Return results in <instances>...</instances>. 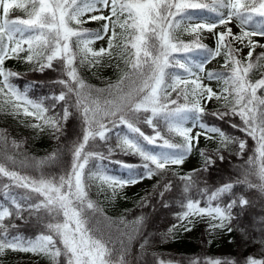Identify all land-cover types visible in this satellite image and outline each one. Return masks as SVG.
Returning a JSON list of instances; mask_svg holds the SVG:
<instances>
[{
	"label": "snow or ice",
	"instance_id": "obj_1",
	"mask_svg": "<svg viewBox=\"0 0 264 264\" xmlns=\"http://www.w3.org/2000/svg\"><path fill=\"white\" fill-rule=\"evenodd\" d=\"M97 5L110 10L108 16L88 17L91 21H105L103 35L100 31L73 26L85 23L82 18L86 13L100 11ZM12 7L24 9L28 18L9 19L8 13ZM0 8L3 9V16H0V111L10 107L12 114L18 115L22 109L24 115L34 116L44 125L60 130V120L47 116L49 109L43 102L30 99L27 90L21 91L12 83L10 78L19 77L20 74L4 67L6 59L18 58L21 52H27L24 59L29 63L39 62L40 71L54 69V61L60 64L67 79L57 83L62 84L66 91L62 90L53 99L68 104L69 98L74 96L73 107L80 113L84 125L82 141L68 149L72 155L70 167L59 175L45 169L60 161V151L40 159L26 155L23 159H17L9 152L20 149L21 144L15 140L9 141L6 134L0 132V180L7 178L10 181L0 187L6 190L4 195L10 197L12 206L10 210L9 206L0 204V254L6 250L42 254L48 256L52 264H61V257L64 264H127V244L123 239L112 238L111 222L107 232L100 229L98 220L94 222V215L100 209L89 196L88 181L97 180L101 187L107 185L114 193L118 187L163 174L170 165L183 164L192 151L194 141H199L200 132L192 135L197 124L205 130V138L212 139L207 135L211 132L219 135L225 147L235 143L219 128L208 127L201 122L205 114L202 102L213 98L224 100L225 111L212 115L221 120L238 116L242 121L241 130L256 142L255 154L241 166L242 179L235 183H224L210 193L208 189L201 190L197 186L194 176L199 170L181 176L180 180L184 182L183 210L177 219L186 221V224L180 226L190 231L194 217H207L211 221L208 225L210 230L227 228L231 232L229 225L234 219L232 210L243 209L250 203L234 193L236 184L246 185L264 194V95L258 94L264 91V75L255 81L250 78L254 70L264 68V64L260 63L264 61V52L253 60L255 48L264 45H258L252 39L264 37V0H0ZM205 12L213 14L212 17H206ZM194 20L199 22L193 23ZM233 20L238 22L239 34H234L231 27H227ZM185 21L187 26L183 30L195 34V39L189 43L179 40L176 35ZM218 26H225V30L215 32ZM205 30L217 37L214 49L201 42L200 33ZM105 36L108 46L98 51L90 46L94 40L86 39L94 37L100 40ZM233 42L249 47L245 60L238 57L240 49L234 48ZM114 53L124 60L128 71L123 73L117 84L109 85L107 89H93L80 75L77 57L80 65L92 67L99 64L103 56L111 58ZM177 53H199L205 60L198 64L181 62L174 55ZM222 54L225 68L229 64L231 68L227 72L206 74L209 80L223 82L224 87L217 93L202 82L193 68L203 72L208 60ZM175 69H183L185 76L194 78H183ZM125 81L128 82L126 89L123 87ZM113 89L116 94L112 99L104 100L103 104L93 95L105 91L111 94ZM173 92L178 98L182 95L185 103L178 104L177 100L172 99ZM189 96L192 97L191 101ZM148 113L150 115H146L144 122L153 128L155 134L151 136L145 135L136 126L141 115ZM70 115L69 108L65 107L61 119L66 122ZM161 121L169 133L180 136L183 142L172 143L164 139L158 127ZM189 121L193 122V127L185 126ZM117 124L126 126L129 133L122 138L117 137L120 140L118 146L125 154L140 156L143 163L139 166L122 164L128 170L127 179L107 175L99 168L86 175L85 169L90 160L105 159L102 153L86 151V146L97 138L107 141L108 134ZM32 127L40 128L41 125L34 124ZM157 139L162 140L161 150L153 152L146 145H156ZM238 143L243 155L246 141L240 140ZM201 155L207 157L205 170L216 163L211 155L204 152ZM217 156L221 161L224 159L219 152ZM17 165L20 170H15ZM137 167L143 168L144 175L134 171ZM27 169L36 170L38 175L26 174ZM12 187L24 189L26 194L17 199L7 191ZM171 188L170 181L165 183L159 195L163 197ZM194 189L201 197H207L205 206H201L200 199L192 198ZM225 197L228 199L222 204L221 200ZM25 212L29 215L34 213L37 219L46 221V232L35 239L12 234L10 229L15 225L6 224V218L15 215L23 219ZM104 219L108 220L107 217ZM144 220L142 216L133 221L136 234L140 233ZM146 244L147 240L140 247L143 249ZM158 264L173 262L160 260ZM192 264L200 262L193 261ZM204 264L235 262L217 258L208 259ZM246 264H264V259L249 257Z\"/></svg>",
	"mask_w": 264,
	"mask_h": 264
},
{
	"label": "trees",
	"instance_id": "obj_2",
	"mask_svg": "<svg viewBox=\"0 0 264 264\" xmlns=\"http://www.w3.org/2000/svg\"><path fill=\"white\" fill-rule=\"evenodd\" d=\"M204 15L211 18L213 14L205 12ZM0 16H3V12L0 13ZM8 18L27 19L28 15L24 9L12 7L9 10ZM82 29H88L93 32L100 31L101 35H103V25L100 23L88 25V27ZM176 35L179 40L185 43L192 41L190 36H183L178 30ZM86 39H94V37H86ZM201 42L209 48H215L210 41L203 40ZM258 45L264 44L260 43ZM262 52H264V47L257 46L253 51V60ZM174 55L182 62L198 64L199 61L205 60V57L199 53L190 55L177 53ZM238 57L245 60L247 54L239 51ZM53 63L54 69L45 68L43 71L39 70V62L31 67L7 66L6 69L20 74L19 77L10 78L12 83L21 91L27 90V95L30 99L43 102L44 106L49 109L47 116L60 120V130L56 132L57 134L48 133L46 128L40 123V128L32 127V125L37 123L29 122L22 111L18 115L12 114L10 107L0 111V132L5 133L9 141L15 140L21 144L20 149L10 150L9 152V154L15 155L17 159H23L25 155L40 159L60 151L62 153L60 161L45 169V171L59 175L70 167L72 155L68 149L73 144L82 141L84 125L80 113L73 107L74 96L69 98L68 104L53 99V96H58L62 90L66 91L64 86L57 83V81L67 79L66 75L61 71L60 64L55 61ZM224 63L225 59L223 56L222 62L216 66H209L206 74L208 72H227L231 68V64H229L228 68H225ZM260 63L264 64V61ZM77 65L80 75L93 89H107L109 85L117 84L123 73L128 71V66L123 59H113L100 65L95 64L92 67L87 64L80 65L79 61H77ZM177 70L175 69L174 71L177 73ZM262 75H264V68H259L251 73L250 78L255 81ZM127 86L128 82L125 81L123 87L126 89ZM115 94V89H113L111 94L107 91L93 93L101 104H103L104 100L112 99ZM258 94L264 95V91ZM171 98L177 100L178 104L185 103L183 96L181 95L178 98L175 92L172 93ZM188 99L191 101L192 97L189 96ZM224 105V100H221L215 107L211 108H207V106L202 104L205 108V114L202 116L201 122L208 127L219 128L236 142L229 143L227 147L221 142L212 146L194 143L192 151L200 159L198 165L191 168L168 166L163 174L154 175L155 179L151 188L143 193H140L139 189L122 190L119 187L113 193L112 188L107 187V185L101 187L100 182L97 180L88 181L89 196L100 209L94 215V222L98 220L100 229L105 232L109 231L108 225L111 222L112 238L114 240L123 239L127 244V264H157L158 259L163 257L176 261L178 264H192L193 261H199L200 264H204L208 260V256L210 258L216 256L215 250L218 243L215 238L204 233L202 228L199 229L197 236L195 235L193 239L189 238L179 228L181 221L177 219V216L183 210L181 202L184 182L180 180L181 176L192 173L194 170H199L194 176V179L198 182L197 186L201 190L208 189L210 193L224 183H235L237 180L242 179L241 166H244L248 158L255 154L256 142L241 130L242 121L238 116H229L221 120L212 115V113L217 111H225ZM65 107H68L71 112L66 122L61 119ZM146 115H150V113L142 114L139 121L136 122V126L140 127L145 135L151 136L155 133L153 128L144 122ZM232 125H237V127ZM185 126L193 127V122L189 121ZM197 126L199 125L197 124ZM158 127L161 135L170 138L171 142H183L180 136L175 133H169L167 126L162 121L158 123ZM125 134H129L127 127L117 124L108 134L109 139L107 141H101L97 138L95 141L89 142V146H86V151L102 153L105 159L90 160L89 165L85 169L86 175L97 171L99 168L107 175L127 179L129 173L126 168L122 167V164L139 166L143 163L140 156L125 154L118 146L120 140L117 137L122 138ZM240 140L246 141L243 155L240 154L239 150L238 142ZM144 143L146 144V142ZM161 144L162 140L157 139L156 145H146V147L153 152H158L161 150ZM201 152L211 155L216 161L214 165L208 166L207 170H205L207 157L201 155ZM218 152L224 157L222 161L217 156ZM15 170H20L18 165ZM134 171L139 175H144L142 167H137ZM25 172L29 175H38V172L33 169H27ZM169 181L172 184V188L161 197L159 193L164 190L163 185ZM7 183H10L7 178L0 180V185ZM5 191V189L0 187V204L9 206L10 210H12L10 197L4 195ZM7 191H10L17 199L26 194V190L15 187ZM233 191L237 196H243L248 199L250 203L243 209L234 208L232 210L234 219L229 225L232 231L229 232L227 228H224L229 232L231 249L228 253L229 257L221 260L234 261L235 264H246V260L249 257L264 259V194L243 184H236ZM193 193L192 198L200 199L201 206H205L204 201L207 197H201L199 193H196L195 189ZM227 199L228 197L223 198L221 203H225ZM142 216L145 218L143 227L140 233L136 234L133 231V221ZM105 217L108 220H105ZM45 222L43 219H37L36 214L29 215L27 212L23 213V219L13 215L5 220L6 224L15 225V228L10 229L12 234H19L27 239H35L41 233H45ZM129 236L132 238L129 239ZM145 240H147V244L142 249L140 245L144 244ZM14 252L21 251L6 250L3 254H0V264H12ZM35 255L39 261H46L52 264L48 256ZM61 264H64L63 257H61Z\"/></svg>",
	"mask_w": 264,
	"mask_h": 264
},
{
	"label": "rangeland",
	"instance_id": "obj_3",
	"mask_svg": "<svg viewBox=\"0 0 264 264\" xmlns=\"http://www.w3.org/2000/svg\"><path fill=\"white\" fill-rule=\"evenodd\" d=\"M203 1H208V0H203ZM14 2H21V0H14ZM98 9H100V11H96V12H92V13H86L85 16L82 18L83 20H85L86 22L83 23L82 25H73L74 27H77V28H85V27H88V25H95V24H104L105 21H102V20H96V21H91L88 19V17L90 15H105V16H108L110 15V10L109 9H104L102 5H97L96 6ZM17 8V7H16ZM3 12V9L0 8V13ZM196 22H199V20H194L193 23H196ZM184 26H187V21L183 22V25H182V28L181 29H178L179 33L183 36L185 35H188L191 37L192 40L195 39V34H190L188 32H185L183 30V27ZM227 27H231L232 29V32L234 34H239L240 33V28L238 27V22L236 20H233L229 25H227ZM225 30V26H218L216 29H215V32H220V31H224ZM117 31L119 32L120 29H117ZM110 34V33H109ZM200 36H201V41H210L214 44V46H216V40H217V37L216 35H214L213 33H209L207 32L206 30L201 32L200 33ZM228 39H231V38H228ZM252 39L254 41L257 42V44H260V43H263L264 44V37H261V36H256V37H252ZM94 40V43H92L90 46L94 49V50H99L100 48H107L108 46V40H107V36H105L103 39H100V40ZM247 43V41H245V44ZM245 44H240L238 42H233V46L235 48H239L240 49V52L243 53V54H247L248 51H249V47L245 46ZM25 48H27V45H24ZM116 51H120L119 49H116ZM27 55V52H21L19 54V57H14V58H8L5 60V63H4V67L6 68L7 66H16V67H31V66H34L36 65V63L38 62H27L24 57ZM117 60V59H120L118 58L115 53L114 55L109 58L107 55L103 56L101 59H100V63L97 64V65H100V64H103L104 62H109L111 60ZM222 59H223V56H217L215 58H212L210 60H208L205 64H204V71L203 72H200L198 71L197 69L193 68V71L196 72V74L198 76H200L202 82L206 85H209L210 87H212V89L214 91H216L217 93H219L223 87V84L221 81H217L215 79L213 80H209L207 79V75H206V70L208 69L209 66H216L218 65V63L222 62ZM77 61H79V56L77 57ZM204 61V60H202ZM202 61H199L202 62ZM182 62V61H181ZM177 74L181 75L183 78H186V79H193L194 77H187L185 76L184 74V71L183 69H178L177 70ZM223 100V99H221ZM221 100H217L215 98H213L212 100L210 101H203L202 104L204 106H207V108H211V107H215L217 105L218 102H220ZM22 111V109H21ZM29 111H32L31 108H29ZM23 112V111H22ZM29 122L31 123H37V124H42L48 133H51V134H57L56 130L53 129L52 127L50 126H46L43 124L42 121L40 120H37L34 116H27ZM196 132H200L201 135L199 137V141L197 144H209V145H217L221 142L220 138H219V135L216 134V133H207L208 136H211L213 137L212 139H207L205 138V130L204 129H201L199 126H196L193 128V132H192V135H195ZM164 139H168L170 142H171V139L170 138H166V137H163ZM173 143V142H172ZM194 143H196L194 141ZM200 163V159L195 156V154L193 153V151L187 156V158L185 159L184 163L181 164V165H172L174 167H178V168H191L193 166H196ZM155 179V176H153L152 178H144V179H141L138 183L136 184H129L127 186H124L123 188H121L122 190H128V189H139L140 193H143V192H147L149 191V189L151 188L152 184H153V180ZM210 219L205 217L203 219H201L200 217H194L192 219V225H191V230L190 231H185L183 227H181L180 225L183 223V224H186V221H181L179 223V228L182 230V232L184 234H187L189 236V238L193 239L194 236L198 235L199 233V229L202 228L203 232L204 233H207L208 235L212 236L215 238V240L217 241L218 245L216 247V250H215V254L216 256L213 257V258H210L208 256V259H226L229 257V252H230V249H231V243H230V235H229V232L226 231V229H215V230H210L208 225L210 223ZM13 261H12V264H49V262H42V261H39L36 257L35 254H32L30 252H14L13 254ZM160 260H164V261H172L170 259H168L167 257H163V258H159L158 261H157V264ZM173 264H178L176 261H172Z\"/></svg>",
	"mask_w": 264,
	"mask_h": 264
}]
</instances>
